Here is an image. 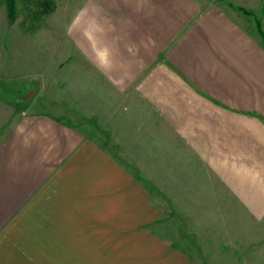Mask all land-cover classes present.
Here are the masks:
<instances>
[{
	"label": "crops",
	"instance_id": "crops-1",
	"mask_svg": "<svg viewBox=\"0 0 264 264\" xmlns=\"http://www.w3.org/2000/svg\"><path fill=\"white\" fill-rule=\"evenodd\" d=\"M218 1L78 0L67 34L137 97L121 156L155 172L169 158L186 187L201 171L237 261L264 264V0ZM119 153L48 113L0 126V264H200L178 244L114 242L167 209Z\"/></svg>",
	"mask_w": 264,
	"mask_h": 264
},
{
	"label": "rangeland",
	"instance_id": "rangeland-1",
	"mask_svg": "<svg viewBox=\"0 0 264 264\" xmlns=\"http://www.w3.org/2000/svg\"><path fill=\"white\" fill-rule=\"evenodd\" d=\"M46 1L17 0V15L11 20L5 0H0V126L10 125L23 113L52 114L86 130L113 154L120 152V160L141 172L167 208L162 223L150 224L145 234L115 235V243H174L200 264H240L218 226L219 214L201 171L195 168L193 183L186 187L185 172L173 171L169 158L166 166L158 162L155 172L146 154L141 157L147 162L142 169L138 155L121 156L131 152L121 130V122L131 115L122 106L137 97L113 91L75 52L67 24L78 0H51L48 13L43 11ZM116 101L121 105L117 109ZM130 224L136 229L134 221Z\"/></svg>",
	"mask_w": 264,
	"mask_h": 264
},
{
	"label": "trees",
	"instance_id": "trees-1",
	"mask_svg": "<svg viewBox=\"0 0 264 264\" xmlns=\"http://www.w3.org/2000/svg\"><path fill=\"white\" fill-rule=\"evenodd\" d=\"M50 1L51 0H47L45 5H44L45 10L43 9V11L45 13H48L50 11L49 10L50 9V5L48 4V2H50ZM221 1H223V0H221ZM5 2H6V6H7V9H8L9 16H10L11 20H14L16 18V15H17V0H5ZM238 8L242 9L246 13L252 14L247 9H244L242 7H238ZM51 10H54V9H51ZM257 25H258V29L260 31L261 27H260V21L258 19H257Z\"/></svg>",
	"mask_w": 264,
	"mask_h": 264
}]
</instances>
